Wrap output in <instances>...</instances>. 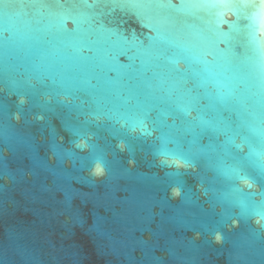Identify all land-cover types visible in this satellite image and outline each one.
<instances>
[{
	"label": "water",
	"instance_id": "95a60500",
	"mask_svg": "<svg viewBox=\"0 0 264 264\" xmlns=\"http://www.w3.org/2000/svg\"><path fill=\"white\" fill-rule=\"evenodd\" d=\"M0 264H264L262 0H0Z\"/></svg>",
	"mask_w": 264,
	"mask_h": 264
},
{
	"label": "snow or ice",
	"instance_id": "6c2138e0",
	"mask_svg": "<svg viewBox=\"0 0 264 264\" xmlns=\"http://www.w3.org/2000/svg\"><path fill=\"white\" fill-rule=\"evenodd\" d=\"M262 3H264V0H262Z\"/></svg>",
	"mask_w": 264,
	"mask_h": 264
}]
</instances>
